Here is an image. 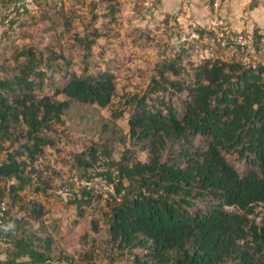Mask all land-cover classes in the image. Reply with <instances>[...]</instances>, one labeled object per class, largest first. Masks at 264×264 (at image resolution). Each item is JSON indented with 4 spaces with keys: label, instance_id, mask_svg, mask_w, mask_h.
I'll return each mask as SVG.
<instances>
[{
    "label": "trees",
    "instance_id": "16d2710c",
    "mask_svg": "<svg viewBox=\"0 0 264 264\" xmlns=\"http://www.w3.org/2000/svg\"><path fill=\"white\" fill-rule=\"evenodd\" d=\"M149 1L135 0L136 12ZM177 18L162 21L168 40L143 92L123 97L127 130L104 122L101 140L70 152L84 133L75 108L114 106L115 76L89 67L120 0H0V264H264V52L252 58L233 38L248 31L223 23L213 43L194 24L185 47ZM52 197L90 211L74 252L55 241L63 218H45Z\"/></svg>",
    "mask_w": 264,
    "mask_h": 264
},
{
    "label": "rangeland",
    "instance_id": "374dc122",
    "mask_svg": "<svg viewBox=\"0 0 264 264\" xmlns=\"http://www.w3.org/2000/svg\"><path fill=\"white\" fill-rule=\"evenodd\" d=\"M23 1L31 3L30 0ZM134 1L135 0H120L121 19L118 22V26L112 30L109 41L99 43L101 49H103L102 51L100 50V54H98V49H94L95 56L93 57L92 62L98 66L90 65L89 67V69L93 72L98 68L109 69L115 76L117 95L113 99L114 106H112V108L102 110L96 109L97 111L94 108L86 106L76 107L73 113V118L78 120V123L84 133L79 134V139L76 143L73 140L66 143L64 148L66 151L79 152L83 148L84 143L88 144L96 142L99 139L101 140L102 134H100V130L101 125L104 122H112V124L117 125L123 130H127L128 115L123 110V104L125 101L123 97L136 93L141 94L143 92L148 84L149 77L151 76L149 73L150 68L161 56V53H159L158 50L161 45L168 40L167 34L164 32L166 27L162 24V21L167 17L173 16L174 12H170L172 5H170V10H168L161 7L162 1H160L156 11L154 13H150V8L152 7L149 6L148 2L143 11L138 13L136 12ZM178 1L179 5L183 4V0ZM205 1L208 7L209 23L215 12L212 9L210 0ZM226 1L227 0L222 1L218 11L216 12V16H218L220 23H222L223 17L221 10ZM177 19L180 25L179 29H182L183 31L182 35L180 34V39L184 43V46L187 47L189 42L193 43L194 40H187L189 36L185 38V32H187L186 26L190 24L189 32L191 34L192 32H195L193 30L195 22L193 21L192 16L187 17L185 15H179ZM80 26L81 23L77 25L78 31L82 30ZM132 28H147V33H144L143 35L130 33ZM31 34H33V29L23 30V37L22 39L16 41L15 48H20L25 45L27 41H29V38L27 37ZM262 37L264 38V36ZM178 39L177 43H179ZM174 41L176 42L175 38L173 39V42ZM209 43H213V41L209 39ZM67 47L68 42L61 46V50L65 51L64 53L66 57H69L73 61V68L78 71V54L74 51H70ZM234 50L230 52V55H232ZM257 54L251 57L259 58ZM167 56H169V51L167 54L162 55L164 58ZM207 56H209V54ZM201 57H206V53ZM109 59H113V61L108 63L107 61H109ZM53 91L54 88L46 87L44 93L52 94ZM120 97L123 99H120ZM117 111H122V116L118 120H112L113 113ZM82 115H84L87 120H82ZM115 155H118V153L115 152ZM62 168L64 170L66 169L68 172L70 171L69 164H66L65 167L62 166ZM44 204L47 205L46 207L49 209V212L46 213L45 217L49 223H52L53 220L59 221L63 218L60 222H57L56 228L58 229V233L55 235V241L60 242L63 247L69 249L71 252H74L75 248L81 246L77 239L78 236L84 231L86 232V230H89L88 220L91 218V215H89L90 211L87 210L84 215L78 216L74 206L66 207L60 203L57 198L53 197L46 199Z\"/></svg>",
    "mask_w": 264,
    "mask_h": 264
},
{
    "label": "crops",
    "instance_id": "0c3cea01",
    "mask_svg": "<svg viewBox=\"0 0 264 264\" xmlns=\"http://www.w3.org/2000/svg\"><path fill=\"white\" fill-rule=\"evenodd\" d=\"M253 0H227L222 7V23L234 32L256 30L264 36V2L261 0L257 6L250 8ZM259 1V0H256ZM170 5L172 9L170 10ZM161 7L174 12V15L193 17L195 25L208 24V7L204 0H162Z\"/></svg>",
    "mask_w": 264,
    "mask_h": 264
},
{
    "label": "built area",
    "instance_id": "2783aa9c",
    "mask_svg": "<svg viewBox=\"0 0 264 264\" xmlns=\"http://www.w3.org/2000/svg\"><path fill=\"white\" fill-rule=\"evenodd\" d=\"M32 0H30L31 2ZM223 0H210L212 9L214 10L215 14L212 16L211 20L208 23L209 30H211L214 33V39L219 40L224 36V32L220 29V20H218L217 11L221 5ZM155 0L149 1V6L152 7ZM262 36V35H261ZM198 35L195 32H192L190 37L187 38V40H193L194 38H197ZM234 42L241 47L242 50L245 51L250 56L256 55L258 52H264V38L262 37L260 42L258 43L257 47L255 48V39L253 37L252 33H249L247 35L237 34L234 37ZM91 181L85 182V184L90 185ZM4 208L0 209V221L2 220L4 216L3 212Z\"/></svg>",
    "mask_w": 264,
    "mask_h": 264
},
{
    "label": "clouds",
    "instance_id": "9594fccd",
    "mask_svg": "<svg viewBox=\"0 0 264 264\" xmlns=\"http://www.w3.org/2000/svg\"><path fill=\"white\" fill-rule=\"evenodd\" d=\"M208 27V26H207Z\"/></svg>",
    "mask_w": 264,
    "mask_h": 264
}]
</instances>
